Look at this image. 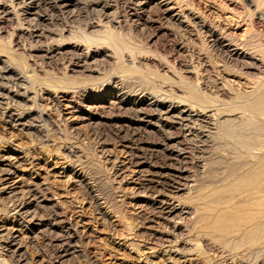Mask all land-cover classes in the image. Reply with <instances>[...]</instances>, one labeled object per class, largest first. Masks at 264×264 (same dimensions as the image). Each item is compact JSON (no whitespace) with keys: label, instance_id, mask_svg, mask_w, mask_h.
<instances>
[{"label":"rangeland","instance_id":"1","mask_svg":"<svg viewBox=\"0 0 264 264\" xmlns=\"http://www.w3.org/2000/svg\"><path fill=\"white\" fill-rule=\"evenodd\" d=\"M161 1L31 0L28 9L21 0H0V264H264V247L256 249L264 239L250 244L249 258L239 250L232 258L206 233L222 211L214 202L228 198L213 193L220 179L240 173L228 162L231 146L208 133L250 124V167L259 163L251 151L264 147V128L253 118L242 123L231 112L239 103L229 105L249 90L250 78L264 76L242 68L247 60L227 61L216 51L191 19L196 0H178L181 10L187 7V26L177 5L167 11ZM247 1L238 6L246 10ZM202 5L201 19L221 25ZM20 74L37 82L24 83ZM195 94L231 114L213 120L194 112L180 121L164 114L167 103H151ZM198 133L209 138L198 140L207 144L205 155ZM177 170L187 172L182 191L164 192L183 205L194 198L188 204L194 213L168 220L142 178ZM201 194L206 198L198 201ZM171 248L179 256L169 262L161 252Z\"/></svg>","mask_w":264,"mask_h":264},{"label":"bare ground","instance_id":"2","mask_svg":"<svg viewBox=\"0 0 264 264\" xmlns=\"http://www.w3.org/2000/svg\"><path fill=\"white\" fill-rule=\"evenodd\" d=\"M21 1H22V3H19V4H22L21 7H24V6L25 7L31 6L32 7V5L35 2V1L31 2V0H30V2H28V0H21ZM193 1H195V0H193ZM239 1L240 0H196L195 5L197 8H194V10H192V12H194L196 9L197 13L196 12L193 14L191 13V17H192L191 19L194 20V25L199 29V31H202L205 35L207 34L208 38L211 40L210 42L212 43L213 47L216 49V51L218 53L223 54L226 57L227 61L228 60L229 61H235L236 59H241V58L243 60H247V62H245L246 65H243L242 68H245L246 70H250V75L252 73H255V75H258V77L261 76V78H262V76H264V0H248L247 5H246V10L241 9L238 6V5H240ZM174 2H175V4H173ZM191 3L194 4V2H191ZM202 3L204 5V6L203 5L202 6L205 9L208 8L209 12L214 13L219 18L218 21H220L219 24L221 23V25H217V26L214 25L213 26V25H211L212 23L209 24L208 20H206L208 17L206 19L204 18L205 21L201 19L203 14H202V16H200L199 13H201L200 11H202V10H200ZM160 4L163 7L165 6L167 8V11H173L174 9H176V8H174L173 5H177L178 13L176 15L178 16V21H180L181 23H185V26L188 25V23L185 22L186 19L183 20L184 18H186L183 16V11H185L187 9V7H185L186 8L185 10H183V8L181 10L180 9L181 7L180 8L178 7L182 3L180 4V2L178 0L177 1L176 0H162L160 2ZM185 6H186V4H185ZM192 8H193V5H192L191 9ZM198 11H199V13H198ZM189 21H191V20H189ZM214 24H216V23H214ZM26 30H27V28H26ZM27 31H29V30H27ZM30 31H31V29H30ZM243 35H250V40L241 39V38H243ZM32 36L38 37V36H34V34ZM8 69H10V68H7V70H5V69L4 70L8 71ZM189 73H190V71H189ZM22 75L20 74V78L22 79L23 82H24V80L26 81V79H28V78L32 79L29 81L30 83H31V81H33V79L36 80V77L33 78V76L31 77V75L30 76H28L27 74H24L23 76ZM12 80H14V79H12ZM260 81L261 80H259V78H250L249 90L247 92L243 93L242 99L239 98V96H241V94L240 95L238 94L239 95L238 97L237 96L232 97L231 98L232 103L229 105V107L236 104V103H239L238 105H240V106H238L237 104H236L237 106H234V107H237V108H234V109H236V111L234 112V110L232 109L231 112H233V113L237 112V114H239V116H241V119H243L242 123L243 122L244 123H246V122L251 123L250 119H251V121L253 119H255V121L258 120L260 122V126L264 128V82H260ZM13 82H15V81H13ZM29 82L27 83L28 87H29ZM35 82H37V80ZM24 83H26V82H24ZM100 83H101V81H100ZM0 85H3V84H0ZM22 87H21V89H22ZM3 88H4V85H3L2 89ZM27 89H25V91ZM46 91H47V89H46ZM230 91H232V90H230ZM24 93L25 92H23V94ZM200 94H201V92H200ZM200 94H195V95L191 96L190 98L181 96L179 99L176 97H174V99H171L168 97L170 99V101H168V102H166V98H165V101H163L160 97L155 95L156 97L151 98L152 99L151 103H153L152 104L153 106H157L158 104L165 105L167 103L168 105H165V106H167V110L164 114H166V116L172 115L173 118L174 117L180 118V121H181V117L183 120H185V119H187V115L190 116V113H194V112L199 113L201 115H205L207 117H208V113H210L211 116H209V117L212 118L213 120L218 119L224 113H227V114L230 113L229 108H226V109H229L228 112L225 111V107H226L225 105H218L217 102H215V101H213V99H211L212 97L208 98V96H206L207 97L206 98L203 96V94H202V96ZM18 95L21 96V94H18ZM138 102L141 103L142 105H144V103H145V105L148 106V104H146L147 101L146 102L138 101ZM144 110H146V109H144ZM148 112L147 113L144 112V113H146L145 119L150 117ZM151 115H153V114H151ZM178 115H180V116H178ZM189 121L190 120H188V122ZM166 122H168V121H166ZM176 123L177 122H171V125L174 126V124L176 125ZM226 125H228V126L224 127L225 126L224 125L222 127L221 131L217 129L218 127H214V128H212L213 133H210V132L209 133L206 132V133L211 134V137H213L212 135H214V136L216 135L218 137L219 141L221 140L223 143L226 142L229 146H231L232 150L230 152L232 153L231 154L232 157L230 156V154L228 155L231 158V160L228 159V162H231L232 164H234L233 165L234 169L236 168L237 170H239L240 173L237 176L235 174H238V172L236 173V171H235V173H233V171H232V173L235 175V178L232 174H230L233 177H231L230 175L229 176L233 179L225 180V181H223L224 180L223 178H222L223 180L220 179V182L221 181L223 182V183L221 182L223 184L222 188L221 189L217 188V190H215L213 193L215 196L227 195L228 198L225 200V202L220 201V200L214 202L213 205H217V206L221 205L222 206V211H221V213L214 215V217H215L214 222H213V225L215 226L214 231H212L211 233H209V232H206V233H208L209 236L211 235V237H212L211 239L212 240L214 239L215 243L220 244V246L222 245V247L224 249H227L228 251H230L232 254V256H231V254H230V256L232 258H234L233 257L234 252L238 251V250L241 251L244 254V256H248L247 258H249L251 252H253V250H250V244L253 245L252 243L257 242L260 239L261 240L264 239V237H263L264 236V147H260V148L258 147V149L256 147V148H254L255 152L251 151L253 153L252 157H254L256 160L258 159V161H259V163L256 164L257 166L255 165L253 167L254 168L253 169L252 167H250V165L252 164V163H250V161H252V160H250V158H251L250 157V142L247 140L249 135H250L249 134L247 137V132L248 133L250 132L249 131L250 129H248V127H250L249 126L250 124L247 125L248 127L245 126L246 124L244 126H242V124H241V126H238L237 124H233V123L232 124L229 123ZM256 125H258V124H256ZM182 126H183V124H182ZM255 130H257V129H255ZM218 131H220V132L218 133ZM262 133H263V130H262ZM200 135H201V137H200ZM196 138H197V141L199 140V138H201V139L205 138L206 139L205 141H207V139H209L207 135L202 136L201 133H198ZM203 139H202V141H204ZM213 140H214V138H213ZM212 142L209 141V145L213 144ZM217 142H218V140H217ZM258 142H260V141H258ZM262 142H264V141H262ZM198 144L201 148V150L199 149L200 153L201 154L204 153V150H202V149H204L206 147V146H204V144H206V142L203 143L200 141ZM224 151H226V150H224ZM179 152H181V151H179ZM226 154H225V156L228 158V156ZM204 155H205V153H204ZM188 163H185V167L183 166L186 171L188 170V167H189ZM253 164H255V162ZM207 167H208V165L202 164V167H201V168H203L202 171H204L206 173L207 171H205V170L207 169ZM230 169L232 170V168H230ZM185 170H183V171L179 170L180 172H178V170H177V172H163L162 174H158V176L153 175L152 179L147 178V180L146 179L143 180V178L141 177L142 182H148L147 184L146 183L145 184L152 188L153 196H152V200H150V202H152L153 205L156 206V209L158 210L157 212H159L161 214V216L162 215L166 216V218L168 220L170 218L172 219V217L175 216L176 213H178L179 211H181L182 214H184L188 217L192 216L194 213V211H193L194 209L190 205H188L189 203H192V204L195 203L194 198H192L190 200H185L184 201L185 204L183 205V203H182L183 201H177L176 196L174 198L173 195L170 196L169 194H166L164 192V190H167V189H172L174 192H181L182 191L181 189H182L183 185L181 184V182L186 181L184 174L185 173L187 174V172L184 173ZM209 170H211V169H209ZM4 174H5V172H4ZM225 177H228V176L226 175ZM189 181L190 180H188L187 182H189ZM215 184L217 185V183H215ZM184 186H185V184H184ZM8 187H10V186H8ZM194 187L195 186H191L190 188L192 190L196 189ZM214 188H216V187H214ZM30 192L31 191H29L28 193H30ZM26 195H27V193H26ZM200 197L206 198V195L205 194L198 195V198H197L198 201H199ZM33 198H35V197H33ZM195 213L198 214L197 209H195ZM15 215H16V211H15ZM14 220H15V218H14ZM22 220H24V219H22ZM184 220H186V219H184ZM119 221H116V223L118 222L120 224ZM171 221H173V220H171ZM20 229H22V228L20 227ZM197 229H196V232L198 231ZM193 231H195V230H193ZM202 234L203 233H201V235ZM214 234H218L217 238L214 237ZM203 235H206V234H203ZM261 237H263V238H261ZM71 238L73 239V237H71ZM258 238H260V239H258ZM259 243L260 244H257L256 249L261 250L264 247V242H262V243L259 242ZM13 245H15V244H13ZM149 251L151 253L148 256L151 258L155 257L156 252L153 253L154 250L152 248H150ZM263 251H262V253H263ZM222 252L224 253L225 251H222ZM222 252H221V254H222ZM162 253H163V257L168 258L169 262L173 258L172 256H179L178 250H175L172 248L168 249V250H164L161 252V254ZM227 254L225 253L226 257H227ZM255 254H256V252H255ZM157 255H158V252H157ZM185 256L182 258H185ZM222 256H224V255H222ZM149 257L147 258V261L149 260Z\"/></svg>","mask_w":264,"mask_h":264}]
</instances>
